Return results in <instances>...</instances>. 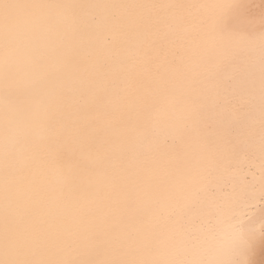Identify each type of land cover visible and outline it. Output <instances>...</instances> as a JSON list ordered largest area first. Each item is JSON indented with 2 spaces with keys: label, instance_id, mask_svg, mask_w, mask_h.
I'll return each instance as SVG.
<instances>
[{
  "label": "snow or ice",
  "instance_id": "1",
  "mask_svg": "<svg viewBox=\"0 0 264 264\" xmlns=\"http://www.w3.org/2000/svg\"><path fill=\"white\" fill-rule=\"evenodd\" d=\"M251 165L264 0H0V264H264Z\"/></svg>",
  "mask_w": 264,
  "mask_h": 264
},
{
  "label": "bare ground",
  "instance_id": "2",
  "mask_svg": "<svg viewBox=\"0 0 264 264\" xmlns=\"http://www.w3.org/2000/svg\"><path fill=\"white\" fill-rule=\"evenodd\" d=\"M251 2L259 3V0H251ZM257 41L259 40V34L256 33L253 36ZM244 179L250 183L251 186L255 188H259L262 181H264V173L261 172L259 167L255 165L246 166L245 167V176ZM264 208V202H262L259 197L255 199L254 206L252 207V211L254 213H259L261 209Z\"/></svg>",
  "mask_w": 264,
  "mask_h": 264
}]
</instances>
